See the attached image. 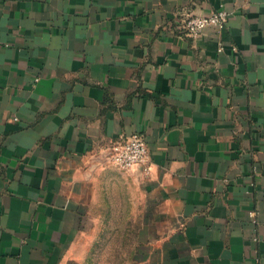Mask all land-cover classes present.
<instances>
[{"label":"crops","instance_id":"0c3cea01","mask_svg":"<svg viewBox=\"0 0 264 264\" xmlns=\"http://www.w3.org/2000/svg\"><path fill=\"white\" fill-rule=\"evenodd\" d=\"M104 237L118 264H264V0H0V264Z\"/></svg>","mask_w":264,"mask_h":264},{"label":"built area","instance_id":"2783aa9c","mask_svg":"<svg viewBox=\"0 0 264 264\" xmlns=\"http://www.w3.org/2000/svg\"><path fill=\"white\" fill-rule=\"evenodd\" d=\"M229 18L225 8L207 14H194L187 17L183 27L185 33L196 37L207 27L224 29ZM149 149L145 137L134 133L125 140L119 141L111 147V159L121 168H130L136 164L145 163L148 159Z\"/></svg>","mask_w":264,"mask_h":264},{"label":"rangeland","instance_id":"374dc122","mask_svg":"<svg viewBox=\"0 0 264 264\" xmlns=\"http://www.w3.org/2000/svg\"><path fill=\"white\" fill-rule=\"evenodd\" d=\"M114 238L111 239V237H104L105 243L109 244H105V248L101 251H97V252H92V253H85V257L83 258V263L84 264H88V258L89 260H93L96 261L97 264H118L122 259V256L125 260V262L128 261V259H131V256L129 253H118L117 251H110V247H115V246H109V245H115V241ZM110 240V241H109ZM123 254V255H122ZM89 256V257H88Z\"/></svg>","mask_w":264,"mask_h":264}]
</instances>
